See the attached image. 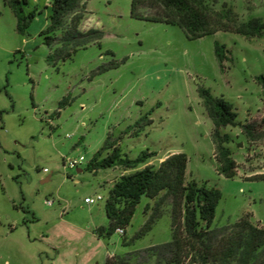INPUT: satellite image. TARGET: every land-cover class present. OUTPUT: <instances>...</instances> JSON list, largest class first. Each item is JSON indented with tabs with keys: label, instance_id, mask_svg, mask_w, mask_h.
<instances>
[{
	"label": "rangeland",
	"instance_id": "374dc122",
	"mask_svg": "<svg viewBox=\"0 0 264 264\" xmlns=\"http://www.w3.org/2000/svg\"><path fill=\"white\" fill-rule=\"evenodd\" d=\"M26 1L25 13L35 15L21 34L13 7L0 0V264H108L110 254L171 240V198L142 236L135 237L151 214L148 197L126 228L127 243L117 231L96 234L108 226L109 179L119 168L95 172L86 165L108 140L132 158L155 151L149 165L185 153L186 178L221 192L212 228L244 212L264 227V180L256 179L264 176V88L257 78L264 76V37L221 30L189 39L178 25L135 17L132 0H81L79 29L103 36L65 57L41 35L52 0ZM203 1L215 10L231 6L240 22H264V0ZM153 4L146 0L148 14L160 10ZM216 43L229 49L223 66ZM201 89L236 113V125L219 129L229 136L223 145L235 162L232 177L216 159ZM244 124L253 128L246 132ZM98 194L104 198L85 202ZM130 264L156 259L133 257Z\"/></svg>",
	"mask_w": 264,
	"mask_h": 264
},
{
	"label": "trees",
	"instance_id": "16d2710c",
	"mask_svg": "<svg viewBox=\"0 0 264 264\" xmlns=\"http://www.w3.org/2000/svg\"><path fill=\"white\" fill-rule=\"evenodd\" d=\"M7 2L16 13L17 31L25 34L34 18V11L25 13L22 4L26 0ZM80 5L81 0H52L48 24L41 31L44 43L58 45L65 57L80 47L98 42L103 36L99 29L92 28L86 32L79 29L85 15L79 13ZM153 5L155 9L159 6L160 10L148 14L152 6H146V0H132L131 12L140 19L178 25L189 39L221 30L234 31L248 38L264 37L263 21L253 18L240 22L233 8L227 4L221 10H215L203 0H154ZM216 44L215 53L223 66L229 49ZM257 78L264 88V76ZM200 94L215 126L212 139L218 149L216 159L223 173L232 177L236 174L235 162L230 149L223 145L229 136L221 134L219 129L236 125V113L223 99L212 96L206 89H201ZM242 127L246 132L253 128L251 124ZM155 154V151H143L132 158L122 153L119 145L108 140L86 165V169L95 172L115 167L126 170L115 178L109 190L104 206L109 222L108 226L96 227L99 237H109L121 228L123 233H118L127 243L126 228L141 199L148 197L151 202L146 204L145 212L151 210V214L135 237L144 235L163 214L166 199L171 198V240L139 252L110 254L106 263L130 264L133 257H154L156 264H264V227L254 222L252 214L241 213L235 223L212 228L216 203L221 197L219 188L186 178L188 159L185 153H173L158 165H149ZM256 179L264 180V176Z\"/></svg>",
	"mask_w": 264,
	"mask_h": 264
},
{
	"label": "built area",
	"instance_id": "2783aa9c",
	"mask_svg": "<svg viewBox=\"0 0 264 264\" xmlns=\"http://www.w3.org/2000/svg\"><path fill=\"white\" fill-rule=\"evenodd\" d=\"M83 160H84L83 156H80V158L78 160L70 159L68 165H69L70 168L77 167V166H79L81 164V162ZM103 198L104 197L101 194H98L95 197H86L85 198V202H87L88 204H92V203L96 202L97 200H101ZM47 203L49 205H53L54 202L52 200H47ZM123 231L124 230L121 229V228L118 229V232H120V233H123Z\"/></svg>",
	"mask_w": 264,
	"mask_h": 264
},
{
	"label": "crops",
	"instance_id": "0c3cea01",
	"mask_svg": "<svg viewBox=\"0 0 264 264\" xmlns=\"http://www.w3.org/2000/svg\"><path fill=\"white\" fill-rule=\"evenodd\" d=\"M163 159H164V158H160L159 161L161 162V161H163ZM77 167H78V166H77ZM115 168H117V167H115ZM118 168H119V167H118ZM78 170L81 171L80 168H78ZM118 172H119V173H118L117 175H115L116 173H114V176H113V177H111V175H110L111 178H110L109 180H110L111 183L115 180V178H116L119 174H122V173L126 172V170H124V169H122V168H119V171H118ZM105 181H107V179H105ZM105 181H104V182H105ZM111 186H112V184H111ZM110 188H111V187H110ZM86 197H89V196H86Z\"/></svg>",
	"mask_w": 264,
	"mask_h": 264
}]
</instances>
